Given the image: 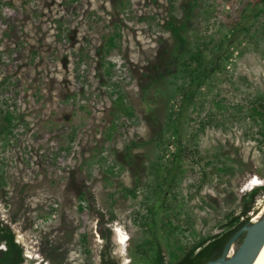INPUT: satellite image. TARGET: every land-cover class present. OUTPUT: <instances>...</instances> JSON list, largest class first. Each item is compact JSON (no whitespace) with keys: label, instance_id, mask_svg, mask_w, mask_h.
I'll use <instances>...</instances> for the list:
<instances>
[{"label":"rangeland","instance_id":"1","mask_svg":"<svg viewBox=\"0 0 264 264\" xmlns=\"http://www.w3.org/2000/svg\"><path fill=\"white\" fill-rule=\"evenodd\" d=\"M186 20L181 36L167 29ZM198 47L220 59L178 116L171 181L175 87ZM261 105V0H0V126L13 114L0 135V218L24 264H99L106 228L117 264H147L138 247L152 236L149 208L167 262L217 233L242 194L264 185Z\"/></svg>","mask_w":264,"mask_h":264},{"label":"trees","instance_id":"2","mask_svg":"<svg viewBox=\"0 0 264 264\" xmlns=\"http://www.w3.org/2000/svg\"><path fill=\"white\" fill-rule=\"evenodd\" d=\"M264 2V0H261ZM189 12V11H188ZM260 10H258L259 14ZM256 14V15H257ZM189 20L184 21L180 26L175 25L173 22L167 23V29L174 35H180L181 32L186 28ZM182 39V38H181ZM183 41V39H182ZM115 44V37H110L107 46L111 48ZM226 60L229 58L225 57ZM220 56L216 60L207 61L202 55V51L198 47L197 51L187 50V58L182 63V82L175 87L176 92L181 95L179 108L177 111L176 119H171V130L169 131V136L175 138V149L171 153V160L169 161L168 174L172 175L171 181H174L175 175L173 172L176 169V165L179 163V158L183 152V146L178 137L179 131L177 128L178 116H180L185 108L194 105L195 94L198 89L204 84L209 73L216 69ZM113 65H108L107 73ZM110 98L113 103L123 109V112L127 115L131 113L128 112L129 108L125 104V100L120 90L110 91ZM220 107L219 104H217ZM254 115H256L264 127V107L261 105V109H253ZM171 118V117H170ZM7 125L0 126V135H5L9 132V129L13 123V114L6 109L5 115L3 117ZM264 138V132L261 133ZM174 143V142H173ZM167 141L163 140L161 145L163 146V151H167ZM130 194L135 196L132 191ZM264 192V185L255 187L249 192H244L240 200V211L238 214L226 215L222 223L218 225L219 231L207 237L201 238L200 240L193 243L190 247L181 250V255L166 261L165 256L162 252L161 246L157 241L154 225H155V212L152 208L148 211L151 215L150 224L146 223V226L151 231V238L144 240V242L139 245L138 250L143 255L147 261V264H206L209 261H213L219 258L223 250L233 236V234L238 231L247 221L248 213L252 210V207L257 199ZM80 212H83V207H79ZM171 225V222L168 223ZM170 235H173V231H169ZM102 239L104 240V245L100 251L99 264H117V261L111 257V236L112 230L106 228L102 234ZM84 242V240H83ZM240 242V241H239ZM87 253L88 251L85 250ZM172 257L175 256L173 253ZM27 261L24 256V249L16 241L15 233L10 226L5 224L0 218V264H24ZM85 264H90L86 261Z\"/></svg>","mask_w":264,"mask_h":264},{"label":"water","instance_id":"3","mask_svg":"<svg viewBox=\"0 0 264 264\" xmlns=\"http://www.w3.org/2000/svg\"><path fill=\"white\" fill-rule=\"evenodd\" d=\"M241 237L237 246H231ZM264 244V205L257 214L255 221L246 222L227 242L222 255L206 264H253ZM264 264V259L260 262Z\"/></svg>","mask_w":264,"mask_h":264},{"label":"bare ground","instance_id":"4","mask_svg":"<svg viewBox=\"0 0 264 264\" xmlns=\"http://www.w3.org/2000/svg\"><path fill=\"white\" fill-rule=\"evenodd\" d=\"M257 180L255 179L254 181H252L251 183H249L250 184V186H255V185H257ZM253 221V220H252ZM116 237H117V240H118V242L120 243V244H125L126 243V241H127V237H126V235L123 233V232H121V230L120 229H116ZM232 248H233V246H231V250H232ZM234 251V250H233ZM232 254V252L230 251V254L229 255H231ZM264 259V244H263V246H262V249H261V251H260V253H259V255L257 256V258H256V260L254 261V263L253 264H260V262L262 261ZM38 264V263H37Z\"/></svg>","mask_w":264,"mask_h":264},{"label":"built area","instance_id":"5","mask_svg":"<svg viewBox=\"0 0 264 264\" xmlns=\"http://www.w3.org/2000/svg\"><path fill=\"white\" fill-rule=\"evenodd\" d=\"M263 199H264V197H263ZM262 199V200H263ZM259 200L258 199H256V201H255V203H254V205H253V207H252V210L248 213V215H247V217H248V222H251L252 221V219L254 218V216L255 215H257L258 214V212H259V210L261 209H259V207H260V204L258 205L257 204V202H258ZM260 202V201H259Z\"/></svg>","mask_w":264,"mask_h":264},{"label":"flooded vegetation","instance_id":"6","mask_svg":"<svg viewBox=\"0 0 264 264\" xmlns=\"http://www.w3.org/2000/svg\"><path fill=\"white\" fill-rule=\"evenodd\" d=\"M253 221H255V220H253ZM25 256V255H24Z\"/></svg>","mask_w":264,"mask_h":264}]
</instances>
